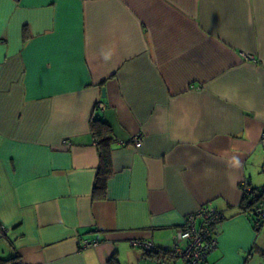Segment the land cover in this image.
<instances>
[{
	"label": "crops",
	"instance_id": "obj_1",
	"mask_svg": "<svg viewBox=\"0 0 264 264\" xmlns=\"http://www.w3.org/2000/svg\"><path fill=\"white\" fill-rule=\"evenodd\" d=\"M92 117L114 138L98 200ZM244 181L264 186V0H0V260L183 262L131 243L173 253L207 207L205 264H264Z\"/></svg>",
	"mask_w": 264,
	"mask_h": 264
},
{
	"label": "built area",
	"instance_id": "obj_2",
	"mask_svg": "<svg viewBox=\"0 0 264 264\" xmlns=\"http://www.w3.org/2000/svg\"><path fill=\"white\" fill-rule=\"evenodd\" d=\"M245 60H254L252 55L241 53ZM97 108H103L102 102H97ZM141 136L136 134L131 138L135 147L141 145ZM66 143V141H63ZM251 186L247 181L242 182V192H250ZM259 217H264V210L260 211ZM222 219V213L201 207L195 213L189 214L183 223L174 230L172 235L174 243V255L183 260L184 264H205L208 255L216 248V226ZM259 220L256 221V224ZM135 247L146 250L154 249V245L148 241L134 240L131 243ZM97 245L96 241H82V246L89 247ZM19 263V262H18ZM20 264V263H19Z\"/></svg>",
	"mask_w": 264,
	"mask_h": 264
},
{
	"label": "trees",
	"instance_id": "obj_3",
	"mask_svg": "<svg viewBox=\"0 0 264 264\" xmlns=\"http://www.w3.org/2000/svg\"><path fill=\"white\" fill-rule=\"evenodd\" d=\"M89 128L95 140L99 163L92 187V198L94 200L104 199L106 197L107 183L112 176V167L110 160V149L114 141L112 131L108 123L98 117H92L89 121ZM240 208L247 212L254 223L255 229L258 231L264 226V217H259L260 211L264 210V186L261 188L251 187L250 192H243L240 202ZM259 223L256 224V221ZM147 257L164 263L167 260H172L176 256L168 251L157 249L146 250L144 253ZM0 264H19L16 259L0 260ZM107 264H117L112 257L107 261Z\"/></svg>",
	"mask_w": 264,
	"mask_h": 264
},
{
	"label": "rangeland",
	"instance_id": "obj_4",
	"mask_svg": "<svg viewBox=\"0 0 264 264\" xmlns=\"http://www.w3.org/2000/svg\"><path fill=\"white\" fill-rule=\"evenodd\" d=\"M169 264H183V262L181 260H179V259H176L174 261H170Z\"/></svg>",
	"mask_w": 264,
	"mask_h": 264
}]
</instances>
